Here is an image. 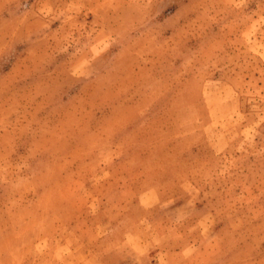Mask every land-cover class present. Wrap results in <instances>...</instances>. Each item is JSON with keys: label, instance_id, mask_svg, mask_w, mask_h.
<instances>
[{"label": "rangeland", "instance_id": "1", "mask_svg": "<svg viewBox=\"0 0 264 264\" xmlns=\"http://www.w3.org/2000/svg\"><path fill=\"white\" fill-rule=\"evenodd\" d=\"M0 264H264V0H0Z\"/></svg>", "mask_w": 264, "mask_h": 264}, {"label": "crops", "instance_id": "2", "mask_svg": "<svg viewBox=\"0 0 264 264\" xmlns=\"http://www.w3.org/2000/svg\"><path fill=\"white\" fill-rule=\"evenodd\" d=\"M142 204V203H141Z\"/></svg>", "mask_w": 264, "mask_h": 264}]
</instances>
